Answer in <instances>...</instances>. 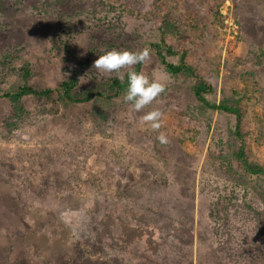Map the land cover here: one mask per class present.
Segmentation results:
<instances>
[{"label":"rangeland","instance_id":"obj_1","mask_svg":"<svg viewBox=\"0 0 264 264\" xmlns=\"http://www.w3.org/2000/svg\"><path fill=\"white\" fill-rule=\"evenodd\" d=\"M160 16L209 101L239 100L246 155L264 166V0H0V97L72 76L74 93L102 92L116 75L92 66L114 49H148L140 73L165 72ZM157 109L152 130L143 117ZM234 124L184 75L140 112L123 94L0 99V264H264V178L230 155ZM231 188L242 209L223 228L209 210Z\"/></svg>","mask_w":264,"mask_h":264},{"label":"trees","instance_id":"obj_2","mask_svg":"<svg viewBox=\"0 0 264 264\" xmlns=\"http://www.w3.org/2000/svg\"><path fill=\"white\" fill-rule=\"evenodd\" d=\"M26 0H23L25 3ZM60 2L61 0H57ZM228 3V0H224ZM160 25L158 31L160 34L159 42L151 44L155 50V56L160 64L164 67V71L173 78L179 75H184L191 82V90L194 98L205 109L217 111L231 115L235 119L234 129L230 130L229 134L232 142L236 147H232L230 155L238 162L239 166L247 175L261 176L264 178V166L251 163L246 155V147L244 135L242 133V111L240 102L237 99L228 98L220 101L219 103H212L207 98L208 95L213 93V87L207 83L195 70V68L187 62V52L181 49H175L167 43L166 39L172 34L173 26L167 18L160 16ZM177 57V63L168 61V58ZM142 64H137L134 68L135 71L141 72ZM28 72H25L23 78L26 79ZM126 78V74H125ZM78 85V80L75 77H69L68 80L62 82L58 88L51 89H36L28 85H23L17 91L6 93L0 99L6 100L12 105L19 106L24 97H33L38 100H48L60 97L70 102L86 104L94 98L112 100L123 94L125 90V83H122L116 76L109 78L105 84V90L102 92H90L78 95L74 93ZM22 109V108H21ZM24 113V110H21ZM234 148V149H233ZM232 167V165H230ZM231 194L228 189L222 195H219L216 202L213 203L212 208L209 210V218L214 224L228 228L229 212L236 209H242L237 204L236 192L231 188ZM244 208L251 210L254 217L261 218V213L254 210L252 206L243 204ZM222 223V224H221ZM128 239V236L126 237Z\"/></svg>","mask_w":264,"mask_h":264},{"label":"clouds","instance_id":"obj_3","mask_svg":"<svg viewBox=\"0 0 264 264\" xmlns=\"http://www.w3.org/2000/svg\"><path fill=\"white\" fill-rule=\"evenodd\" d=\"M148 59V49L138 52L114 49L97 56L92 67L100 72L114 73L122 83H125L123 101L134 111L140 112L156 101L171 83V77L166 72L157 70L156 74L149 77L134 70L135 65L142 64ZM124 69H128L126 78L122 71ZM161 118L162 113L157 109L145 114L143 120L150 124L152 130H158L161 127ZM157 139L162 144L167 143V138L162 134Z\"/></svg>","mask_w":264,"mask_h":264}]
</instances>
